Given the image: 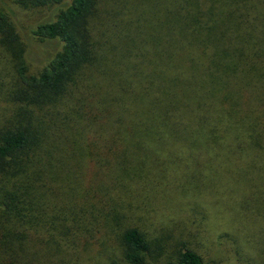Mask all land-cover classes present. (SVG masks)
Masks as SVG:
<instances>
[{"label":"trees","instance_id":"16d2710c","mask_svg":"<svg viewBox=\"0 0 264 264\" xmlns=\"http://www.w3.org/2000/svg\"><path fill=\"white\" fill-rule=\"evenodd\" d=\"M13 1L57 9L27 33L58 49L30 74L0 14L18 77L0 122V264H79L99 220L167 167L234 200L264 264V0ZM120 237L127 263L147 262L142 230ZM174 264L206 263L182 246Z\"/></svg>","mask_w":264,"mask_h":264},{"label":"rangeland","instance_id":"374dc122","mask_svg":"<svg viewBox=\"0 0 264 264\" xmlns=\"http://www.w3.org/2000/svg\"><path fill=\"white\" fill-rule=\"evenodd\" d=\"M56 10L54 6L23 9L13 0H0V14L25 44L23 58L30 74L40 70V60L54 55L58 45L40 43L27 30ZM11 28L6 26L4 31ZM7 44V36L0 33V122L12 112L10 91L18 81L16 60ZM184 172L182 167H167L165 175L141 183L134 208L105 211L109 221L99 220V228L89 237L90 244L81 251L79 264H129L123 259L120 239L127 225L136 226L150 240L151 250L144 264H174L182 246L197 251L206 264H261L256 247L246 239L245 226L242 229L245 221L242 219L241 224L235 214V201L218 199L201 184L187 181Z\"/></svg>","mask_w":264,"mask_h":264}]
</instances>
